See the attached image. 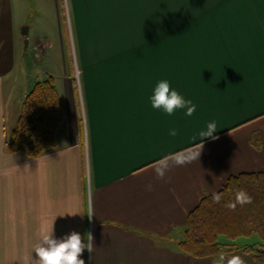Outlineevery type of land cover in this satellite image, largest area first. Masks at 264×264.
<instances>
[{
	"label": "crops",
	"instance_id": "crops-1",
	"mask_svg": "<svg viewBox=\"0 0 264 264\" xmlns=\"http://www.w3.org/2000/svg\"><path fill=\"white\" fill-rule=\"evenodd\" d=\"M10 2L0 0V264H35L52 225L56 238L93 235L85 264H215L178 241L205 195L264 171V0H66L78 60L46 73L65 118L56 149L36 158L5 148L33 82L18 93L10 77L24 40ZM160 80L196 105L191 117L152 108ZM212 121L217 138L201 140Z\"/></svg>",
	"mask_w": 264,
	"mask_h": 264
},
{
	"label": "trees",
	"instance_id": "trees-1",
	"mask_svg": "<svg viewBox=\"0 0 264 264\" xmlns=\"http://www.w3.org/2000/svg\"><path fill=\"white\" fill-rule=\"evenodd\" d=\"M64 118V103L53 76L46 74L34 80L20 105L17 122L6 140V150L29 158L53 151ZM241 189L253 202L237 205L235 210L225 207L235 201V193ZM216 193L222 196L219 203L213 201V194H207L187 213L178 241L180 250L196 258L216 261L220 253L226 257L237 250L251 254L253 264H264V171L231 175ZM254 233L260 241L244 246L234 242L240 236Z\"/></svg>",
	"mask_w": 264,
	"mask_h": 264
},
{
	"label": "rangeland",
	"instance_id": "rangeland-1",
	"mask_svg": "<svg viewBox=\"0 0 264 264\" xmlns=\"http://www.w3.org/2000/svg\"><path fill=\"white\" fill-rule=\"evenodd\" d=\"M10 3L15 33L27 31L18 46L15 68L10 76L17 83L21 81L17 87L20 93L23 82H29L32 78L33 81L41 79L47 72L60 74L64 72V67L69 69L70 63L78 60V44L76 33H72L69 25L66 0H11ZM36 41L39 42L38 46ZM258 241L260 238L256 233L234 240L237 246ZM233 256H239L242 260L252 259L251 254L237 250L225 258Z\"/></svg>",
	"mask_w": 264,
	"mask_h": 264
},
{
	"label": "clouds",
	"instance_id": "clouds-1",
	"mask_svg": "<svg viewBox=\"0 0 264 264\" xmlns=\"http://www.w3.org/2000/svg\"><path fill=\"white\" fill-rule=\"evenodd\" d=\"M149 99L153 109L161 110L168 116L174 115L177 110H185L184 114L189 117L196 112V105L173 89L167 80H160L156 83L153 94ZM216 131V122H209L206 130L199 133L201 140L203 138L216 139L217 137L214 135ZM169 135L175 137L178 132L176 129H171ZM201 150L202 148L177 154L174 158V164L176 166H184L199 159ZM155 173L158 179H164L165 168L157 166ZM148 189L151 190V185L148 186ZM212 199L215 203H219L222 196L221 194L213 193ZM252 202L253 198L241 189L236 191L235 201L228 202L225 207L235 210L237 205L243 206ZM87 216L89 219L94 216L91 203L89 204ZM95 248L94 237L90 232L85 234L83 240L81 235L75 231L66 234L62 238H56L53 234L52 225L51 231L46 228L41 229L40 243L34 249L36 254L35 264H85V261L80 258L83 252L87 250L89 253H93ZM225 259V255L220 253L215 264H225ZM226 264H244V262L239 256H233L227 259Z\"/></svg>",
	"mask_w": 264,
	"mask_h": 264
},
{
	"label": "water",
	"instance_id": "water-1",
	"mask_svg": "<svg viewBox=\"0 0 264 264\" xmlns=\"http://www.w3.org/2000/svg\"><path fill=\"white\" fill-rule=\"evenodd\" d=\"M26 30L25 31H22V34L25 35L26 34ZM25 43H27V40H25Z\"/></svg>",
	"mask_w": 264,
	"mask_h": 264
}]
</instances>
